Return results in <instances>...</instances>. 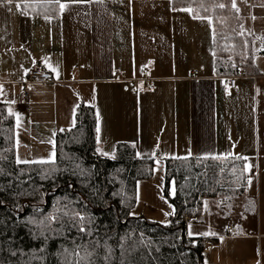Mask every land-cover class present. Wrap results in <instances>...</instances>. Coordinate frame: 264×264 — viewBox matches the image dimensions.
I'll list each match as a JSON object with an SVG mask.
<instances>
[{"label":"crops","instance_id":"0c3cea01","mask_svg":"<svg viewBox=\"0 0 264 264\" xmlns=\"http://www.w3.org/2000/svg\"><path fill=\"white\" fill-rule=\"evenodd\" d=\"M163 1L147 0L148 10L140 12L147 22L137 21L139 28L129 23L132 14L115 16L110 0L68 1L87 5L63 8L62 2L47 1L39 10L0 2V102L17 118L18 161L53 160L56 135L74 126L79 105L89 104L95 109L97 146L110 141L114 147L110 154L100 152L103 156L113 157L116 144L126 141L139 153V146L145 147L140 157L150 158L151 141H161L169 147L166 158H245L252 180L244 193L224 197L233 223L223 237L264 240V72L255 60L253 71L242 67L223 74L214 57L194 61L197 36L193 41V30L187 32L199 18L189 7ZM33 67L48 71L50 81L31 84L25 98L22 83ZM181 145L184 154L176 149ZM249 191L251 221L254 216L258 221L252 232ZM218 236L192 237L217 242ZM206 244L204 260L212 264V242ZM222 253H216L219 262Z\"/></svg>","mask_w":264,"mask_h":264},{"label":"trees","instance_id":"16d2710c","mask_svg":"<svg viewBox=\"0 0 264 264\" xmlns=\"http://www.w3.org/2000/svg\"><path fill=\"white\" fill-rule=\"evenodd\" d=\"M15 1L39 10L47 1L90 0ZM228 2L172 0V6L212 18L218 73L253 71L254 40L239 33ZM16 124L0 102V264H206V243L216 238L189 236L187 222L202 216L207 198L237 196L248 185L245 158H167L164 192L173 214L163 225L131 215L138 182L153 177L154 159L138 156L126 141L113 157L101 155L92 105H79L74 126L56 135L50 161H18Z\"/></svg>","mask_w":264,"mask_h":264},{"label":"rangeland","instance_id":"374dc122","mask_svg":"<svg viewBox=\"0 0 264 264\" xmlns=\"http://www.w3.org/2000/svg\"><path fill=\"white\" fill-rule=\"evenodd\" d=\"M112 3V11L115 16L121 15L120 12L125 13V15L131 16L129 18V23L135 26L137 21H146V18H141L140 12L148 10L149 6L147 0H110ZM172 0L163 1L170 3ZM228 3H235V11L237 13L236 19L241 22L240 34H247L248 41L252 38L254 50L252 51V57L256 61V68H259L261 72H264V0H228ZM16 3L15 1H12ZM85 3V4H84ZM87 5L86 2H62V5ZM68 9V6L67 8ZM181 9V8H179ZM172 10V9H171ZM183 11V9H181ZM175 17V14H174ZM195 17H198L199 20H194L192 24V29H190L187 34L189 35L190 31L193 30V41L197 36V47H198V57L193 58L196 62H208L210 57H214V34H213V25L208 27L209 23L212 22V18L207 16H200L195 13ZM196 23L199 25L197 28ZM146 24V23H145ZM137 24L135 27L139 28ZM189 25V24H187ZM130 26V25H129ZM128 26V27H129ZM144 26V25H143ZM190 26V25H189ZM176 27V25H174ZM209 29L210 31H206ZM172 31V26H171ZM244 32V33H243ZM209 36V37H208ZM242 41V42H240ZM244 40L239 37L238 49L239 46L243 45ZM227 46V45H226ZM237 46V45H234ZM215 60V59H214ZM185 99V95H183ZM134 102L139 105L142 104L141 101L134 99ZM185 111V104H184ZM124 125V124H123ZM110 134V132H109ZM109 136V140H110ZM138 142V141H135ZM152 146L148 148L150 158L154 159V174L153 177L147 180H140L138 182V192H137V201L135 206L131 210V215L135 217L144 216L152 221H156L160 224L167 225L169 224L171 215L173 214V206L169 202L167 196L164 192L165 187V176H166V154L169 147L161 146V141H151ZM159 142V144H158ZM134 144V143H133ZM135 145V144H134ZM164 145V144H163ZM113 146V145H112ZM98 152L105 154L109 150H112L110 146V141L102 144V141L98 144ZM141 155L145 147L139 146ZM184 145L177 146L176 149L180 150L182 153ZM184 154V153H182ZM55 158V157H54ZM252 179L249 180V182ZM248 182V183H249ZM252 185V184H250ZM250 194L247 195V217L252 220V212L255 215V212L252 211V197L253 194L249 191ZM170 194H174V185H170ZM224 197L217 198H207L205 200L204 212L201 218L192 219L187 222V233L191 232L193 235L198 236L199 232H204L207 234H217V242H212V252L213 259L212 264H264V240L258 238H248L244 241H235V240H226L223 237L227 224H232L233 220L229 214L226 213V206L224 202ZM166 213L168 215H166ZM260 217V216H259ZM262 223L264 224V216L262 214ZM255 222L252 221L248 223L247 229L249 231H257V218L254 216ZM224 251L222 258L219 260L216 258V253L218 251ZM205 254H208V250L205 249ZM211 262V261H210ZM211 264V263H210Z\"/></svg>","mask_w":264,"mask_h":264},{"label":"built area","instance_id":"2783aa9c","mask_svg":"<svg viewBox=\"0 0 264 264\" xmlns=\"http://www.w3.org/2000/svg\"><path fill=\"white\" fill-rule=\"evenodd\" d=\"M197 72V71H196ZM51 74L48 71L42 70L40 68H30L26 72V78L23 81V95L28 98L31 92L30 85L34 83H42L50 81ZM147 81V80H146ZM136 82V81H135ZM236 78L233 77L230 80L232 87L235 86ZM153 88V86H151ZM208 246V244H206Z\"/></svg>","mask_w":264,"mask_h":264},{"label":"snow or ice","instance_id":"6c2138e0","mask_svg":"<svg viewBox=\"0 0 264 264\" xmlns=\"http://www.w3.org/2000/svg\"><path fill=\"white\" fill-rule=\"evenodd\" d=\"M8 2L11 3V0H8ZM17 7H19V5H17ZM63 7H65V5H61V8H63ZM220 7H223V5H220ZM233 7H235V3H233ZM97 132H99V128H97ZM238 158H239V157H238ZM198 159H199V158H198ZM21 162H24V161H21ZM166 215H168V214L166 213ZM81 219H82V218H81ZM81 230H83V229H81ZM189 235L191 236L192 233L189 232ZM204 235H207V233H205Z\"/></svg>","mask_w":264,"mask_h":264}]
</instances>
